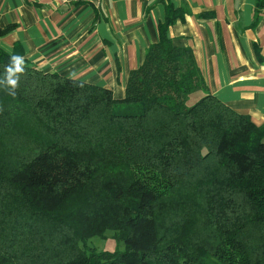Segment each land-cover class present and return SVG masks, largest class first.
<instances>
[{
    "label": "trees",
    "instance_id": "obj_1",
    "mask_svg": "<svg viewBox=\"0 0 264 264\" xmlns=\"http://www.w3.org/2000/svg\"><path fill=\"white\" fill-rule=\"evenodd\" d=\"M158 3L122 99L26 59L17 94L0 87V264H264V124L209 94L169 35L189 11Z\"/></svg>",
    "mask_w": 264,
    "mask_h": 264
},
{
    "label": "crops",
    "instance_id": "obj_2",
    "mask_svg": "<svg viewBox=\"0 0 264 264\" xmlns=\"http://www.w3.org/2000/svg\"><path fill=\"white\" fill-rule=\"evenodd\" d=\"M189 11L169 30L189 47L209 94L264 124V7L256 0H171ZM211 14L212 16H200ZM158 0H0V49L21 47L44 72L124 97L127 77L158 40Z\"/></svg>",
    "mask_w": 264,
    "mask_h": 264
},
{
    "label": "clouds",
    "instance_id": "obj_3",
    "mask_svg": "<svg viewBox=\"0 0 264 264\" xmlns=\"http://www.w3.org/2000/svg\"><path fill=\"white\" fill-rule=\"evenodd\" d=\"M26 72V61L23 55L12 54L9 63L4 66V75L0 78V87L11 96L17 94L20 78Z\"/></svg>",
    "mask_w": 264,
    "mask_h": 264
},
{
    "label": "rangeland",
    "instance_id": "obj_4",
    "mask_svg": "<svg viewBox=\"0 0 264 264\" xmlns=\"http://www.w3.org/2000/svg\"><path fill=\"white\" fill-rule=\"evenodd\" d=\"M195 98H196V94L192 96L189 103H192L193 99ZM88 246L93 247L97 250L122 249L121 244L119 247V245H117L113 240L109 238L106 239L92 238L90 241H88Z\"/></svg>",
    "mask_w": 264,
    "mask_h": 264
}]
</instances>
